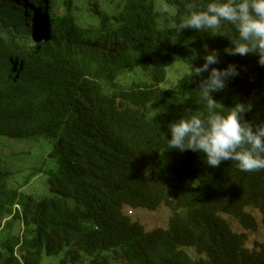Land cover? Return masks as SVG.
Listing matches in <instances>:
<instances>
[{
  "label": "trees",
  "instance_id": "16d2710c",
  "mask_svg": "<svg viewBox=\"0 0 264 264\" xmlns=\"http://www.w3.org/2000/svg\"><path fill=\"white\" fill-rule=\"evenodd\" d=\"M192 2L0 0V138L52 140L59 163L50 196L37 197L9 181L0 154V264H264V243L247 247L224 218L254 232L251 208L264 227V170L213 168L203 153L168 148L169 124L207 109L201 77L160 85L175 62L199 67L212 50L210 68L240 73L213 93L218 110L251 102L245 119L264 122V66L224 52L235 27L175 30ZM145 74L151 83L137 81ZM125 207L172 216L147 231Z\"/></svg>",
  "mask_w": 264,
  "mask_h": 264
},
{
  "label": "clouds",
  "instance_id": "9594fccd",
  "mask_svg": "<svg viewBox=\"0 0 264 264\" xmlns=\"http://www.w3.org/2000/svg\"><path fill=\"white\" fill-rule=\"evenodd\" d=\"M225 23L234 26L238 36L229 38L226 34H218L231 41L232 46L224 52L229 56L257 55L258 64L264 66V0H214L206 5V10H200L193 0L186 5L185 18L174 28L180 33L193 29L216 36ZM205 49L207 51V45ZM203 59L202 66L191 65V77H201L198 92L207 115H184L170 123L168 148L203 153L206 163L213 168L223 161H236L243 172L264 170V122L253 124L245 119L253 104L237 100L234 106L226 108L225 113L218 110V105L222 104L213 96V93L224 91L227 82L240 74L237 66L210 68L220 63L218 50L208 52ZM205 72L209 73L207 77L203 76Z\"/></svg>",
  "mask_w": 264,
  "mask_h": 264
},
{
  "label": "rangeland",
  "instance_id": "374dc122",
  "mask_svg": "<svg viewBox=\"0 0 264 264\" xmlns=\"http://www.w3.org/2000/svg\"><path fill=\"white\" fill-rule=\"evenodd\" d=\"M24 34L18 36L23 37ZM186 74H191V66L182 62H175L167 71V79L160 86L165 89L173 88L178 80ZM137 81L152 80L148 75L137 78ZM54 148V142L47 139L11 140L0 138V154L3 156L5 166L13 173L9 181L13 184L20 183L21 190L27 195L37 197L50 196L49 173L59 168V163L52 159L50 154ZM247 212L252 214L258 222L256 231H247L239 222L224 215L231 228L237 233H245L248 236L247 247L253 248L255 243H264V227L261 225V214L254 209L248 208ZM126 215L132 222H138L147 231L157 228H167L172 213L165 207L155 211L147 209H132L125 207ZM195 256L194 249H186Z\"/></svg>",
  "mask_w": 264,
  "mask_h": 264
}]
</instances>
